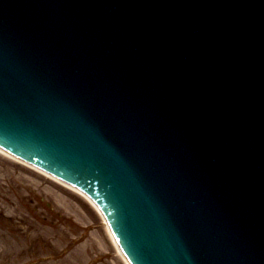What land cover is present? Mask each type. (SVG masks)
<instances>
[{"label": "water", "instance_id": "1", "mask_svg": "<svg viewBox=\"0 0 264 264\" xmlns=\"http://www.w3.org/2000/svg\"><path fill=\"white\" fill-rule=\"evenodd\" d=\"M0 148L130 264H264V0H0Z\"/></svg>", "mask_w": 264, "mask_h": 264}, {"label": "rangeland", "instance_id": "2", "mask_svg": "<svg viewBox=\"0 0 264 264\" xmlns=\"http://www.w3.org/2000/svg\"><path fill=\"white\" fill-rule=\"evenodd\" d=\"M0 264H126L81 195L0 153Z\"/></svg>", "mask_w": 264, "mask_h": 264}, {"label": "bare ground", "instance_id": "3", "mask_svg": "<svg viewBox=\"0 0 264 264\" xmlns=\"http://www.w3.org/2000/svg\"><path fill=\"white\" fill-rule=\"evenodd\" d=\"M0 153L1 154H3V155H5L6 157H8V158H11V159H13V160H17L16 158H14L13 156H11V155H9L8 153H6L5 151H2L1 149H0ZM17 161H19V160H17ZM20 162V161H19ZM70 189H72L73 191H75L76 193H78L79 195H81L83 198H85L88 202H89V204L94 208V210L101 216V214H100V212H99V210L97 209V207L83 194V193H81L80 191H78L77 189H74V188H72V187H69ZM101 219H102V221H103V225H104V227H105V230H106V232H107V234H108V236H109V238H110V240H111V242H112V244L114 245V247L116 248V250H117V252L119 253V255L121 256V258L123 259V256H122V254L119 252V249H118V247H117V245H116V243H115V241H114V239H113V237H112V235H111V232H110V230H109V227H108V225L106 224V222H105V220L103 219V217L101 216ZM124 260V259H123ZM125 261V263L126 264H128L127 263V261L126 260H124Z\"/></svg>", "mask_w": 264, "mask_h": 264}]
</instances>
